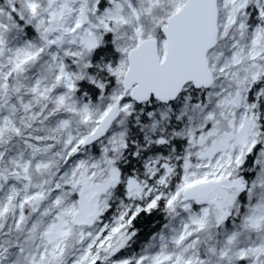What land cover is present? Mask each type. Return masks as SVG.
Masks as SVG:
<instances>
[{"label": "snow or ice", "instance_id": "6c2138e0", "mask_svg": "<svg viewBox=\"0 0 264 264\" xmlns=\"http://www.w3.org/2000/svg\"><path fill=\"white\" fill-rule=\"evenodd\" d=\"M0 264H264V0H0Z\"/></svg>", "mask_w": 264, "mask_h": 264}]
</instances>
